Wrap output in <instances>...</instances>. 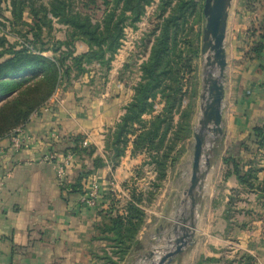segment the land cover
Masks as SVG:
<instances>
[{
	"label": "crops",
	"instance_id": "1",
	"mask_svg": "<svg viewBox=\"0 0 264 264\" xmlns=\"http://www.w3.org/2000/svg\"><path fill=\"white\" fill-rule=\"evenodd\" d=\"M260 26L264 0L231 1L224 39L222 135L214 143L204 177V202L192 216V238L170 264H264V149L247 140L253 128H264V52L259 59L249 56L259 41L258 32L250 31ZM121 55L106 78L82 77L30 117L23 127L27 150L13 152L7 138L0 140V264H101L103 244L95 239V227L109 206L108 183H128L134 171L141 173L147 166L146 156L132 155L129 143L116 167L106 164L95 171L85 182V189L92 182L99 188L93 208L80 195L61 190L55 165L67 156V140L76 136L83 137L84 147H94V156L104 158V136L123 115L135 86L118 78ZM162 107L155 105L152 117ZM50 152L56 161L42 162ZM228 158H237L243 171L256 168L251 189L238 184L231 165L224 162ZM80 164L73 156L66 184L74 180ZM152 177L154 182L155 174ZM144 212L137 236L140 250L121 264H132L145 248L142 237L152 221Z\"/></svg>",
	"mask_w": 264,
	"mask_h": 264
},
{
	"label": "trees",
	"instance_id": "2",
	"mask_svg": "<svg viewBox=\"0 0 264 264\" xmlns=\"http://www.w3.org/2000/svg\"><path fill=\"white\" fill-rule=\"evenodd\" d=\"M5 1L0 0V9ZM156 2L158 22L148 36L152 38L148 40L151 44L148 57L139 67V81L123 115L104 136V158L94 156V147H84L81 136L69 138L63 150V155L74 156L81 163L74 180L61 186L68 195L83 198L87 179L106 164L116 167L129 143L132 155L145 154L144 165L150 166L155 174L147 192L129 190L124 184L122 188L128 193L124 204L109 194V206L95 227V239L103 244L101 264H121L128 255L140 250L137 236L145 223L144 209L156 199L169 165L192 136L193 103L182 107L185 97L182 88L185 74L194 80L192 61L198 57L199 48L198 45L189 48V56L184 57L180 43L189 19L193 25L200 24L202 11L196 0H9L6 10L9 18L0 12L2 140L25 126L32 115L54 95L70 89L73 82L98 68L106 74L121 46L124 30L134 29L145 9ZM54 24L65 29L63 41L51 38ZM189 29L192 31V26ZM250 32L251 35L258 32L259 41L249 56L259 59L264 52V26ZM43 34L49 42L43 40ZM199 37L197 32L196 43ZM77 43L84 45L86 51L78 54ZM192 95L190 101L195 97L193 90ZM157 99L163 104L161 112L145 121L143 117L154 112ZM247 140L263 150L264 128H253ZM224 162L231 165L239 185L252 188L257 174L255 167L243 171L237 158Z\"/></svg>",
	"mask_w": 264,
	"mask_h": 264
},
{
	"label": "rangeland",
	"instance_id": "3",
	"mask_svg": "<svg viewBox=\"0 0 264 264\" xmlns=\"http://www.w3.org/2000/svg\"><path fill=\"white\" fill-rule=\"evenodd\" d=\"M8 1L9 0H6L5 3L1 5L0 12L3 14V16H7L6 10L8 7ZM196 1L198 2L199 8L202 11L204 0ZM156 5L157 2L145 9L143 17L141 18L140 22L136 24L134 29L127 28L124 30V38L121 41V46L116 56L114 57V60L112 61L114 62L116 58L122 54L121 57L123 58V60L120 63V69L122 73L118 75V78L119 80L127 82L128 84H136L139 81V67L148 57V52L151 45L149 42L150 40H152V38H149L148 36L150 35L151 29L155 25L154 23L158 22L155 16ZM204 24L205 21L203 19V16L200 24L198 25H193L192 19H189L188 25L186 26L187 29H185V31L181 34L180 43L181 50L186 53H184V57L189 56V48L191 49L195 45H198L199 48L198 57L196 59H193L192 61V65L194 68V80L191 81L189 79L191 77L190 74H185L183 77L184 86L182 88L185 95L182 107L184 108L189 102L193 103V114L191 119L192 136L184 143L183 152H181L180 154H176L177 157L175 158V161H173V163L169 165V168L167 170V178L162 184V187L156 199L154 200V202H152V204L145 207L148 213L147 221H152V225L142 237L145 246L144 250L134 255L132 264H155L164 254L172 251L175 239L182 234V232L180 231L181 225L189 229L188 233H192L194 229L192 218L187 220L185 223H182V220L186 219L189 215V200L185 193L188 189L191 172V160L194 144L193 134L199 128L198 122L202 114L201 108L204 105V101L201 99V96H204L202 77L206 69L204 68L205 57L200 55ZM191 26L192 31L191 29H189ZM197 32L200 33L198 43H196L195 41V35ZM51 33V38L53 40H64L65 29L62 26L54 24L53 31ZM42 38L44 41L49 42V39L46 37V35L43 34ZM8 40L10 43H13V39L11 37H9ZM49 46L50 45H48V47ZM81 46L82 45L80 43L76 44V52L78 54L85 48L83 46V49H81ZM90 75H95L98 78H106V74L99 68L92 71L88 75V77ZM192 90L195 91V97L193 101H190V96H193ZM155 105H157L160 109V99H157L155 101ZM151 118L152 115H147L144 117V120L149 121ZM215 142L211 134L207 135L204 144L202 165L200 168V180L195 191V209L200 202H204V177L206 174V170L210 165L212 148ZM205 159H208V166L203 165ZM153 175L154 174L150 166H146L141 169V173L140 170L134 171L131 180L126 183L127 189H136L137 192L149 191V189H151V180L153 179ZM142 178L143 180H141ZM115 190L118 191V193H114V199L116 201H119L121 204H124L126 199L128 198V193H126L121 186L120 188L118 187ZM155 230L157 232H155ZM191 238L188 239L183 250L187 248Z\"/></svg>",
	"mask_w": 264,
	"mask_h": 264
},
{
	"label": "water",
	"instance_id": "4",
	"mask_svg": "<svg viewBox=\"0 0 264 264\" xmlns=\"http://www.w3.org/2000/svg\"><path fill=\"white\" fill-rule=\"evenodd\" d=\"M231 1L204 0L202 7V16L205 24L202 31L200 55H207L204 68H208L209 71L207 70L202 77L203 93L207 97L204 99V96H201L204 105L201 108L202 114L198 122L199 128L193 134L191 172L188 189L185 193L189 200V215L182 220V223L191 219L194 213L196 204L195 191L200 180L199 175L206 137L211 134L215 142L222 135L223 79L226 68L224 39ZM214 68L217 70L216 76L212 74ZM203 165H209L208 159L204 160ZM180 231L182 234L175 239L174 249L164 254L156 264H170L172 258L181 253L188 239L192 237V233H188L189 229L182 225L180 226Z\"/></svg>",
	"mask_w": 264,
	"mask_h": 264
},
{
	"label": "built area",
	"instance_id": "5",
	"mask_svg": "<svg viewBox=\"0 0 264 264\" xmlns=\"http://www.w3.org/2000/svg\"><path fill=\"white\" fill-rule=\"evenodd\" d=\"M24 127V126H23ZM23 127L17 128L16 130L12 131L10 134H8L5 138L8 139L10 149L13 152H21L24 150H27L29 148V139L26 138L23 135ZM83 145L85 146L86 143L83 142ZM2 152L0 151V155ZM55 154L53 152L47 153L43 158L42 162L52 163L55 162ZM73 156L67 155L65 156L61 162H57L55 165L56 167V174L57 178L59 179L60 183L66 184V172L72 165ZM119 187L118 184H116L115 181H110L108 183L109 192L114 194L118 193L115 189ZM85 195L82 199V202L86 204L88 207L93 208L97 204V200L99 198V188L97 183L92 182L90 183V186L86 187ZM115 195V194H114Z\"/></svg>",
	"mask_w": 264,
	"mask_h": 264
},
{
	"label": "bare ground",
	"instance_id": "6",
	"mask_svg": "<svg viewBox=\"0 0 264 264\" xmlns=\"http://www.w3.org/2000/svg\"><path fill=\"white\" fill-rule=\"evenodd\" d=\"M206 56H207V55H205L204 57L206 58ZM207 70L209 71V69L206 68V71H205V72H207ZM212 74H213L214 76L217 75V70H216L215 68L212 70ZM206 97H207V96H206V94L204 93V99H206ZM173 249H174V246H173ZM173 249H172V250H173ZM160 259H161V258H159V260H160ZM156 260H157V259H156ZM159 260H158V261H159ZM156 263H157V262H156ZM156 263H155V264H156Z\"/></svg>",
	"mask_w": 264,
	"mask_h": 264
}]
</instances>
